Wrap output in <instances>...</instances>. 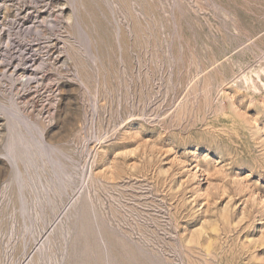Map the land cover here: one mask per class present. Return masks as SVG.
<instances>
[{"label": "rangeland", "instance_id": "rangeland-1", "mask_svg": "<svg viewBox=\"0 0 264 264\" xmlns=\"http://www.w3.org/2000/svg\"><path fill=\"white\" fill-rule=\"evenodd\" d=\"M242 73L264 0H0V264H264ZM11 129L48 155L16 164Z\"/></svg>", "mask_w": 264, "mask_h": 264}, {"label": "bare ground", "instance_id": "bare-ground-1", "mask_svg": "<svg viewBox=\"0 0 264 264\" xmlns=\"http://www.w3.org/2000/svg\"><path fill=\"white\" fill-rule=\"evenodd\" d=\"M56 20V19H55ZM55 22V21H54ZM82 30V29H81ZM40 32V31H39ZM86 32V31H85ZM41 36V35H40ZM88 38H90V37H88ZM91 41V40H90ZM66 44V43H65ZM91 57H92V55H91ZM93 58V57H92ZM34 61V60H33ZM19 63V62H18ZM36 64V63H35ZM28 68V67H27ZM14 69V68H13ZM13 74V73H12ZM243 74V76H242V82L244 83V85L246 86V88L248 89V90H253V91H257L258 89H259V81L264 85V82H263V79L261 78V75L260 74H258L257 75V79H254L251 75H247V74H244V73H242ZM241 74V75H242ZM17 76V75H16ZM239 77V76H238ZM24 78V77H23ZM28 80L30 81V79L28 78ZM237 80V79H236ZM238 82V81H237ZM29 83V82H28ZM27 83V84H28ZM24 84V83H23ZM262 86V85H261ZM12 105V104H11ZM97 106V105H96ZM12 107V106H11ZM13 109V108H12ZM16 109H17V107H16ZM183 109V108H182ZM9 110V109H8ZM6 111V110H5ZM11 112H15V111H11ZM22 112V111H21ZM95 112V111H94ZM6 113V112H5ZM10 113V112H9ZM9 113H8V115H9ZM15 114H17V112H15L14 113V115ZM11 115V114H10ZM6 116V115H5ZM16 116V115H15ZM18 116V115H17ZM24 117V116H23ZM11 118L12 117H10V120H11ZM17 118V117H16ZM25 118V117H24ZM23 118V119H24ZM30 121V120H29ZM18 122V121H17ZM17 122H15V123H17ZM23 122V121H22ZM14 123V122H13ZM18 124V123H17ZM17 124H15V125H17ZM35 124V123H34ZM11 125V124H10ZM13 126H14V124H12ZM26 125V124H25ZM36 126V125H35ZM12 127V126H11ZM10 127V128H11ZM16 127V126H15ZM15 127H12V128H15ZM26 127V126H25ZM17 129H18V127H16ZM20 130H21V128H19ZM11 130H13V129H11ZM16 130V129H15ZM20 130H16L17 132H14V130H13V132L16 134V136L14 137V135L12 134L11 136L12 137H14V138H12V140H11V143H10V141H9V143H10V147L9 146H7L8 147V149H10L9 151H11V152H8L7 154H9L10 156H11V159H14L13 161L14 162H16V164L18 163V161L20 160V158H22L23 159V161L24 160H26V157L24 156V157H20V154H25V155H27V156H29V158L28 159H30V162L31 161H33V165H34V160H33V158L35 159L36 158V156H37V154H40L39 156H41L42 154H47L46 152L48 151H46V149H47V147H46V145L45 144H42L41 146H42V148H40L41 150L38 152V151H36L35 149H34V142H35V140H36V138H34L35 140H34V142H32L31 140H28L27 139V137L24 135V134H22L21 132L20 133H18ZM37 130H38V128H37ZM29 132V131H28ZM9 133V132H8ZM39 133H40V131H39ZM33 134H34V132H33ZM35 135V134H34ZM31 136V135H30ZM37 137V136H36ZM43 137V136H42ZM32 138H33V136H32ZM31 138V139H32ZM37 142V141H36ZM39 142V141H38ZM8 143V142H7ZM38 144V143H37ZM36 144V145H37ZM49 145V144H48ZM37 146H40V144H38ZM54 146V145H53ZM6 147V148H7ZM23 148V150L22 151H24V152H22V151H20L21 149ZM36 148H38L39 149V147H36ZM18 149H19V152H21L20 154H19V152H18ZM51 152V151H50ZM48 155V154H47ZM9 156V157H10ZM38 156V157H39ZM37 157V158H38ZM44 157V156H43ZM43 157H41V158H43ZM47 158V157H46ZM27 159V160H28ZM40 159V158H39ZM50 160H52L51 158H49ZM49 159H48V162L50 163L51 162V164H53V163H56L55 164V167H56V165H57V162L58 161H60V160H52V161H49ZM58 159V158H57ZM60 159V158H59ZM38 160V159H37ZM27 162V161H26ZM46 162V161H45ZM45 162L43 161L42 162V165H44L45 164ZM61 162V161H60ZM28 163V162H27ZM44 163V164H43ZM36 164V163H35ZM37 164H39V163H37ZM41 164V163H40ZM60 164H62V163H60ZM25 165V164H24ZM47 164H45V166H46ZM54 165V164H53ZM18 166V165H17ZM61 166H63V165H59V167H61ZM54 166H53V168H55ZM64 167V166H63ZM29 168V167H28ZM36 168V167H35ZM57 168V167H56ZM67 168V167H66ZM43 169V168H42ZM58 169V168H57ZM56 169V170H57ZM62 167H61V171H62ZM20 170V169H19ZM18 170V171H19ZM55 170V169H54ZM60 170V169H59ZM63 172V171H62ZM67 172V171H66ZM55 174H57V175H55V176H59L60 174H62V173H60L59 171H57V172H54ZM60 173V174H59ZM65 173V172H64ZM29 174V173H28ZM67 174V173H66ZM39 175V174H38ZM57 178V177H56ZM20 179V178H19ZM23 179V178H22ZM21 180V179H20ZM20 180H19V183H24L23 181H25L24 179H23V181L22 182H20ZM55 180V179H54ZM61 180V179H60ZM63 180V179H62ZM42 181V180H41ZM53 181V180H52ZM35 182V181H34ZM56 182V181H55ZM63 182V181H62ZM62 182H61V185L63 186V184H62ZM28 183V182H27ZM47 183H49V182H47ZM46 183V184H47ZM53 184H54V182H52ZM64 183V182H63ZM42 184V183H41ZM50 184V183H49ZM65 184V183H64ZM31 185V184H30ZM43 185V184H42ZM59 185V184H58ZM23 186V185H22ZM36 186V185H35ZM50 186V185H49ZM57 186V185H56ZM55 186V190L57 189V187ZM61 186V187H62ZM48 187V186H47ZM53 187V186H52ZM59 187V186H58ZM61 187H60V189H61ZM46 188V187H45ZM49 188H51V186L49 187ZM64 188H66V186H64ZM37 189V188H36ZM59 190V189H58ZM61 191V190H60ZM53 192V191H52ZM55 192V191H54ZM38 195H40V194H38ZM43 198H44V196H43ZM78 199V198H77ZM48 200V199H47ZM47 200H46V202H47ZM49 203V202H48ZM51 205V204H50ZM73 205V204H72ZM41 206V205H40ZM24 210V209H23ZM43 210V209H42ZM27 211V210H26ZM68 233V232H67ZM47 239V238H46ZM51 239V238H50ZM53 239V238H52ZM48 240V239H47ZM50 242V241H49ZM41 243H42V241H41ZM47 243V242H46ZM105 243V242H104ZM42 245V244H41ZM48 245V244H47ZM45 246V245H44ZM45 248V247H44ZM44 251V250H43ZM40 253H41V251H40ZM33 261V260H32ZM41 261V260H40ZM35 263V262H34Z\"/></svg>", "mask_w": 264, "mask_h": 264}]
</instances>
